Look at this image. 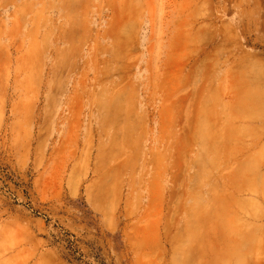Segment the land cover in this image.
<instances>
[{
  "label": "rangeland",
  "instance_id": "rangeland-1",
  "mask_svg": "<svg viewBox=\"0 0 264 264\" xmlns=\"http://www.w3.org/2000/svg\"><path fill=\"white\" fill-rule=\"evenodd\" d=\"M0 264H264V0H0Z\"/></svg>",
  "mask_w": 264,
  "mask_h": 264
}]
</instances>
